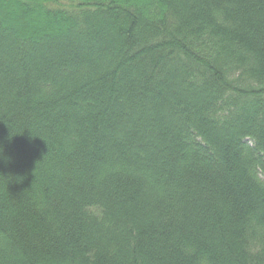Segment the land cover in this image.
<instances>
[{
    "label": "trees",
    "instance_id": "16d2710c",
    "mask_svg": "<svg viewBox=\"0 0 264 264\" xmlns=\"http://www.w3.org/2000/svg\"><path fill=\"white\" fill-rule=\"evenodd\" d=\"M0 264H264V0H0Z\"/></svg>",
    "mask_w": 264,
    "mask_h": 264
}]
</instances>
